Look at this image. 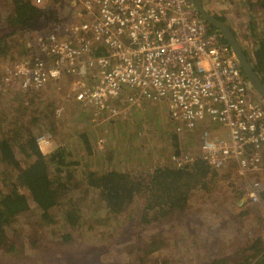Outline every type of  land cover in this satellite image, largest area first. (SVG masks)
<instances>
[{
  "label": "rangeland",
  "instance_id": "obj_1",
  "mask_svg": "<svg viewBox=\"0 0 264 264\" xmlns=\"http://www.w3.org/2000/svg\"><path fill=\"white\" fill-rule=\"evenodd\" d=\"M201 1L206 10L225 19L252 65L259 66L257 57L264 54V0ZM68 7L67 0H50L33 28L11 33L5 19L13 11V0H0V37L6 44L0 63L25 56L26 44L55 18H69ZM65 90L64 84L51 83L38 92L21 94L0 81V140L7 136L13 143L20 165L33 161L30 152L23 151L28 138L38 144L41 136L50 138L38 145L47 159L61 148L67 162L76 164L61 174L55 173L54 166L48 168L50 178H60L62 191L67 192L50 211V221L42 218L28 192L19 189L29 209L4 227L7 241L0 244V264H264V164L247 180L237 175L235 166L208 170L190 194L187 208L169 217L142 221L141 210L149 200L143 195L115 214L85 184L89 172L149 175L158 166H169L177 152L194 153L195 141L173 131L163 103L142 105L131 124L109 126L90 121L87 111L65 99ZM60 107L63 112L57 114ZM83 134L88 135L91 151ZM102 137L105 140L98 146ZM110 141L115 147L108 153ZM9 167L0 165V178H6L0 190L8 180L14 182L15 172ZM254 182L259 184V202L249 204L244 192ZM68 209L78 213L75 227L65 222Z\"/></svg>",
  "mask_w": 264,
  "mask_h": 264
},
{
  "label": "built area",
  "instance_id": "obj_2",
  "mask_svg": "<svg viewBox=\"0 0 264 264\" xmlns=\"http://www.w3.org/2000/svg\"><path fill=\"white\" fill-rule=\"evenodd\" d=\"M49 1L30 0L41 11ZM67 2L69 18H55L26 44L22 58L0 63L2 84L24 93L64 84L65 99L100 124H131L144 103H163L178 135L205 123L227 133L210 138L205 132L198 151L170 157L173 166L197 160L213 172L235 166L245 180L262 170L264 101L191 0ZM49 139L39 137L38 145ZM258 187L248 184L247 203L259 202Z\"/></svg>",
  "mask_w": 264,
  "mask_h": 264
},
{
  "label": "trees",
  "instance_id": "obj_3",
  "mask_svg": "<svg viewBox=\"0 0 264 264\" xmlns=\"http://www.w3.org/2000/svg\"><path fill=\"white\" fill-rule=\"evenodd\" d=\"M43 16L44 11L34 7L30 0H13V11L6 17L5 23L10 27L12 33L19 28H33ZM3 39L0 37V56L6 54V44ZM260 54L257 57L259 66L253 67L261 75L264 83V62L262 61L264 54L262 52ZM86 115L90 121L93 119L91 113ZM117 123L119 122L110 121L107 125L112 126ZM81 138L87 151H91L88 135L83 134ZM101 140H105V138L102 137ZM12 146L14 148L9 138L3 136L0 140V165L10 166L9 168L15 172V177L14 182L8 180V185L1 187L0 190L1 245L7 241L4 227L29 209L28 199L19 189L24 188L28 192L32 201L42 212V218L50 221V218L48 219L50 211L60 203L61 195L64 196L67 192L62 191L60 178H50L48 168L54 166L55 173L61 174L63 169L76 165L74 162L70 164L67 162L65 150L61 148L49 155L47 159L35 139L29 137L23 151L30 152L33 161L23 167L16 159ZM109 146L110 148L106 152H114L115 146L112 141L109 142ZM208 170L209 168L203 162L197 160L182 169H178L172 164L158 166L151 174L138 177L114 170L101 174L89 172L84 182L89 188L98 192L100 200L104 202L109 211L115 214L126 211L133 200L139 198L140 195L147 196L148 204L142 208L141 216L142 221L148 223L147 221L151 222L152 219L157 221L159 217H169L176 211L182 212L187 208L190 194L198 189L200 180L204 178ZM5 181L6 178H0V182L4 183ZM69 210L64 214L65 222L70 227H75L80 221L78 213L73 214L68 212ZM64 238L65 240L69 239L68 236ZM211 264H216V262Z\"/></svg>",
  "mask_w": 264,
  "mask_h": 264
},
{
  "label": "water",
  "instance_id": "obj_4",
  "mask_svg": "<svg viewBox=\"0 0 264 264\" xmlns=\"http://www.w3.org/2000/svg\"><path fill=\"white\" fill-rule=\"evenodd\" d=\"M193 7L198 12L201 19L206 22L212 29L218 31L222 38L230 46L232 53L248 82L250 83L252 89L256 92L259 98L264 101V83L258 76L257 72L254 70V67L244 51L242 50L238 40L235 35L232 33L228 25L213 14L209 13L205 9L201 0H191Z\"/></svg>",
  "mask_w": 264,
  "mask_h": 264
},
{
  "label": "crops",
  "instance_id": "obj_5",
  "mask_svg": "<svg viewBox=\"0 0 264 264\" xmlns=\"http://www.w3.org/2000/svg\"><path fill=\"white\" fill-rule=\"evenodd\" d=\"M211 9L216 11V9H214L212 7H211ZM144 104H148V103H144ZM137 109H140V107ZM172 128L174 131V127H172ZM205 132L208 134V136H210V138H226L227 137V133L224 129H222L219 126H216L212 123H208V124L205 123V124L197 125L195 127V129H193L191 132L185 133L182 136H191L190 139L195 141V147H196V150L198 151V145L201 142ZM178 136H181V135H178Z\"/></svg>",
  "mask_w": 264,
  "mask_h": 264
},
{
  "label": "flooded vegetation",
  "instance_id": "obj_6",
  "mask_svg": "<svg viewBox=\"0 0 264 264\" xmlns=\"http://www.w3.org/2000/svg\"><path fill=\"white\" fill-rule=\"evenodd\" d=\"M244 1V0H243ZM244 3H246V1L244 2ZM209 12V11H208ZM210 13V12H209ZM212 14V13H211ZM199 15V14H198ZM216 18H218L220 21H222V20H224V21H222V22H226L225 21V19H223V18H221V17H219V15L217 16L216 14L214 15ZM229 27V26H228ZM230 28V27H229ZM231 29V28H230ZM231 31H232V33L235 35V33H234V31L231 29ZM221 35V34H220ZM235 37H236V35H235ZM222 38V37H221ZM236 39H237V37H236ZM222 40H223V43H225L227 46H228V48L230 49V51H232L231 50V48H230V46L227 44V42L222 38ZM238 40V39H237ZM239 42V41H238ZM240 44V43H239ZM241 46V45H240ZM242 48V47H241ZM242 50H243V48H242ZM244 51V53L246 54V56L248 57V55H247V53L245 52V50H243Z\"/></svg>",
  "mask_w": 264,
  "mask_h": 264
},
{
  "label": "clouds",
  "instance_id": "obj_7",
  "mask_svg": "<svg viewBox=\"0 0 264 264\" xmlns=\"http://www.w3.org/2000/svg\"><path fill=\"white\" fill-rule=\"evenodd\" d=\"M37 3H41V0H37Z\"/></svg>",
  "mask_w": 264,
  "mask_h": 264
}]
</instances>
